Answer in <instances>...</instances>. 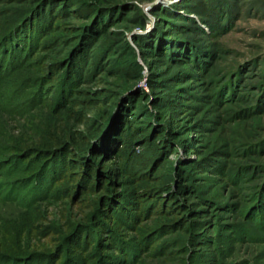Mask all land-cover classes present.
Wrapping results in <instances>:
<instances>
[{"label":"rangeland","instance_id":"rangeland-1","mask_svg":"<svg viewBox=\"0 0 264 264\" xmlns=\"http://www.w3.org/2000/svg\"><path fill=\"white\" fill-rule=\"evenodd\" d=\"M86 1L116 3L123 9L137 6L136 12L121 10L128 21L110 28L123 30L124 39L130 43L134 34L151 33L156 26L167 38L172 37L182 29L183 19L179 17L195 19L206 31L200 18L211 15L210 21L218 23L219 27L209 35L178 34L181 39L198 42L197 46L209 51L211 58L202 70L187 64L171 68V73L185 70L194 76L180 84L188 86L190 93L178 98L177 107L165 110V119L195 122L198 131L188 134L189 138H196L195 150L187 160L198 164H188L186 169L195 175L192 180L210 203L193 214L184 212L192 221L191 226L170 232L159 230L162 223L168 222V215L150 213L152 205L143 202L139 210L144 214L135 226L126 227L101 216L116 231L117 239L132 240L141 249L135 258L131 255L127 260L104 261L107 256L118 255L107 243H98V239L108 241L101 239L102 231L95 227L94 216L99 213L105 191L90 187L77 194L80 179L76 180L70 167L59 171L55 180L48 176L42 184H35L30 176L39 173L40 167L31 153L21 155L19 148L47 143L50 134L62 127L86 131L85 120L97 119L117 99L115 91L128 88L131 81L125 74L105 77L99 83H83L82 89L106 94L100 100H92L86 94L80 98L87 99L85 105L75 102L66 111L26 103L31 99V90L12 81H19L25 74L19 69L0 85V98L5 100L0 102V264H264V0ZM3 8L7 9V4L0 1V9ZM138 15L144 19L142 26L137 23ZM63 22L76 25L86 20L68 16L54 24ZM227 24L229 28L224 31ZM49 33L61 31L54 29ZM108 39L112 38L104 37L97 44ZM39 54L36 52L34 57ZM138 59L144 78L136 84L148 90L146 84L151 78L169 80L165 78L168 74L162 73L165 63L159 69L152 68L158 72L153 77L149 73L152 57L143 60L139 54ZM174 87L170 83L166 90L156 89L155 93L169 96L175 92ZM227 88L229 91L222 98ZM12 101L14 104L9 105ZM181 153H171L170 162L162 168L167 169L171 162L180 159ZM122 179L124 184L119 190L146 183L126 176ZM189 201L196 202L193 198ZM205 231L208 237L204 242L210 244L199 246L197 238Z\"/></svg>","mask_w":264,"mask_h":264},{"label":"trees","instance_id":"trees-1","mask_svg":"<svg viewBox=\"0 0 264 264\" xmlns=\"http://www.w3.org/2000/svg\"><path fill=\"white\" fill-rule=\"evenodd\" d=\"M0 1L7 4V9H0V85L8 81L14 72L23 69L25 74L20 80L12 81L31 90V99L26 103L31 101L34 106L44 104L69 111L72 103L85 105L87 99L80 101V98L86 94L92 100H100L106 94L97 89H82L80 86L83 83H99L105 77L125 74L131 81L128 88L115 91L117 99L111 98L114 100L99 113L97 119L85 120L86 131L62 127L50 134L47 143L19 148L22 149L21 155L31 153L33 161L40 167L39 173L30 176L35 184H42L48 176L55 180L59 171L70 167L76 180L80 179L77 194L90 187L105 191L100 198L99 213L94 216L97 219L95 227L102 231L101 239L105 237L108 241L98 239V243H107L109 249L118 251V255L109 256L111 258L104 256V261L112 258L127 260L131 255L135 258L140 253V247L132 240L117 239L116 231L109 228L105 220H116L126 227L135 226L144 214L139 210L141 202L152 205L150 213L159 211L168 215V222L162 223L159 230L170 232L190 227L192 221L184 212L193 214L204 204L208 205L210 200L192 180L195 175H190L192 173L186 169L188 164H198L195 160H187L189 153L195 150L196 138L188 137L189 133L198 131L195 122L183 120V123H176L171 117L165 119L167 107H177L178 98L185 92L190 93L188 86L180 84L194 75L185 70L172 73L170 70L175 65L184 64L199 70L207 66L211 58L209 51L199 48L198 42L181 39L178 34L194 32L209 35L219 27L218 23L210 21L211 15L206 19L200 18L208 28L206 31L195 19L179 17V20L183 19L182 29L172 37L167 38L163 34L165 32L156 26L151 33L134 34L130 43L124 39L123 30L110 28L128 21L123 14L138 10L135 5H127L123 9L116 3L86 0ZM13 4L22 5L8 8ZM68 16L83 18L86 22L54 24L55 20ZM143 21V17L138 15L137 23L142 26ZM228 28L229 24L223 30ZM54 29L61 33L50 34ZM107 36L112 39L97 44ZM38 51L40 54L34 57ZM139 54L143 60L152 57L149 73L153 77L158 74L155 69L165 63L162 73L168 74L165 78L169 80L164 82L162 77L151 78L146 84L148 90L136 84L144 78ZM16 77L14 75L13 78ZM132 82L135 84L132 85ZM170 83L175 85L173 94L162 96L155 93L156 89L166 90ZM228 91L229 88L222 92V98ZM4 101V97L0 98V102ZM12 104L14 101L9 103ZM80 112L85 116V111ZM174 151L179 154L182 151L181 158L171 162L167 169L162 168L164 163L170 162L169 155ZM108 162L111 165H106ZM122 176L136 181L145 180L146 183L126 191L119 190L124 184L120 181ZM190 198L196 202L189 201ZM206 232L198 236L199 246L210 244L209 241L204 242L208 237Z\"/></svg>","mask_w":264,"mask_h":264}]
</instances>
